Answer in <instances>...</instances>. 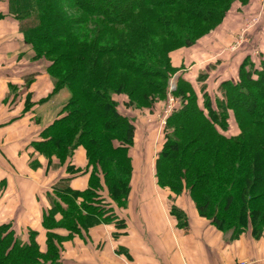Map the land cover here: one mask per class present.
Listing matches in <instances>:
<instances>
[{"label":"trees","instance_id":"16d2710c","mask_svg":"<svg viewBox=\"0 0 264 264\" xmlns=\"http://www.w3.org/2000/svg\"><path fill=\"white\" fill-rule=\"evenodd\" d=\"M234 1L242 6L250 2L10 1L33 60L47 63L46 75L52 80L47 99L62 89L70 94L40 140L30 144L48 170L63 168L67 177L46 194L44 250L38 232L28 229L23 241L11 224L3 223L0 264H65L63 245L72 238H83L99 225L124 229L125 220L116 210L126 209L131 191L135 125L115 99L124 97L128 109L153 110L156 101L165 99L169 78L183 69L170 53L193 47L222 26ZM84 22L102 31L92 38L81 34L77 28ZM103 31L111 36L103 38ZM179 85L177 105L158 138L157 186L169 190L172 203L186 194L198 216L230 242L247 232L259 240L264 233V60L256 64L246 57L236 80L222 81L213 101L208 94L199 98L183 75ZM30 106L28 98L24 112ZM230 119L236 136L228 135ZM79 149L85 154L83 168L73 162ZM79 176H88L84 190L71 188L72 178ZM169 215L179 229L187 228L182 209L171 204Z\"/></svg>","mask_w":264,"mask_h":264},{"label":"crops","instance_id":"0c3cea01","mask_svg":"<svg viewBox=\"0 0 264 264\" xmlns=\"http://www.w3.org/2000/svg\"><path fill=\"white\" fill-rule=\"evenodd\" d=\"M10 1L0 0V224H11L16 233H27L28 229L38 232L44 250L42 213L48 208L46 194L58 179L47 178L40 172L44 158L35 154L30 144L40 140V133L57 117L63 105L57 100L58 94L47 99L52 92V83L46 75L47 63L33 60L32 50L24 44L18 23L11 15ZM28 98L32 106L24 112ZM141 126L149 141L139 145L144 153L140 154L136 144L142 140L135 135L128 204L126 209L116 210L118 218L125 220L124 229L99 225L83 238H72L66 242L69 260L66 262L61 257L62 261L65 264H264V233L259 240L247 232L230 242L198 216L186 194L172 203L169 190L159 188L155 180L157 151L154 149L160 128L152 134L146 124ZM32 162L39 164L35 170L30 167ZM73 162L76 168L85 166L82 149L77 150ZM61 177H67L64 170ZM87 182L88 176L73 177L70 185L74 190H84ZM171 204L187 215L186 229H179L169 215ZM58 233L65 235L63 231Z\"/></svg>","mask_w":264,"mask_h":264},{"label":"rangeland","instance_id":"374dc122","mask_svg":"<svg viewBox=\"0 0 264 264\" xmlns=\"http://www.w3.org/2000/svg\"><path fill=\"white\" fill-rule=\"evenodd\" d=\"M71 15L72 17H76L75 13ZM79 24L78 28L76 27L79 33L87 34L91 38L98 34L99 31H102L99 26L92 22ZM107 35L109 37L111 36L107 31L104 32L103 38L107 39ZM248 56H251L256 64L264 60V0H250L245 6L234 1L231 5L230 13L225 18L222 26L217 27L205 37L198 40L193 47L170 53V57H173L175 66H180L183 69L169 78L166 85L167 91L165 99L163 101H156V107L153 110L135 111L133 109H128L126 108V99L124 97H117L115 99L120 105L119 108L121 113L128 117L130 116V118L132 117L135 125V135H139L138 139L142 140L141 143L138 142L136 144V149L140 154L144 153H141L143 146L139 147V145H143V143L145 144V142L149 141V136L145 135L144 131H142L143 128L141 125L146 124L152 134H154L155 130L159 131L160 128L159 134L161 135L166 123V118L177 105L174 93L176 89L180 87V85L178 86V80L181 75L192 82L199 98H201L203 94H208L213 101L219 94L217 91L219 84L226 80L234 82L237 77L239 65ZM108 58H110V56H108L107 59ZM47 79L52 83L49 76ZM42 81L43 79L40 81L41 84H43ZM57 94L59 96L57 100L64 106L67 103L66 101L70 98L68 90L62 89ZM54 108L55 110L58 109L57 106H54ZM44 111H46V109ZM237 134V128L230 119L228 135L236 136ZM159 140H157L155 145L156 147L154 150L156 151L159 146ZM44 160V163L40 164V172L45 173L47 178L53 179L56 177V180L62 178L61 174L64 169L48 170L45 167L46 160ZM38 165L39 164L35 162L34 164L31 163L30 167L35 170ZM41 179L42 177H40V182H42ZM17 235L23 241L27 240V233L18 232ZM67 252L68 243L65 244V247L63 246L61 255L66 262L69 260Z\"/></svg>","mask_w":264,"mask_h":264},{"label":"built area","instance_id":"2783aa9c","mask_svg":"<svg viewBox=\"0 0 264 264\" xmlns=\"http://www.w3.org/2000/svg\"><path fill=\"white\" fill-rule=\"evenodd\" d=\"M170 108H171V107H170ZM170 108H169V109H170Z\"/></svg>","mask_w":264,"mask_h":264}]
</instances>
